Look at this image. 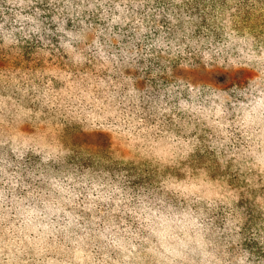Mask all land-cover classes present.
<instances>
[{
    "label": "clouds",
    "instance_id": "obj_1",
    "mask_svg": "<svg viewBox=\"0 0 264 264\" xmlns=\"http://www.w3.org/2000/svg\"><path fill=\"white\" fill-rule=\"evenodd\" d=\"M0 264H264V0H0Z\"/></svg>",
    "mask_w": 264,
    "mask_h": 264
}]
</instances>
